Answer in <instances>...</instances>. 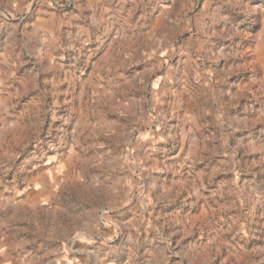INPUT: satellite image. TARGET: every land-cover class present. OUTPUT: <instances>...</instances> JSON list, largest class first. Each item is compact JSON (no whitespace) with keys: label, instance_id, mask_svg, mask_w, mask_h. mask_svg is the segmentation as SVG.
<instances>
[{"label":"rangeland","instance_id":"obj_1","mask_svg":"<svg viewBox=\"0 0 264 264\" xmlns=\"http://www.w3.org/2000/svg\"><path fill=\"white\" fill-rule=\"evenodd\" d=\"M5 241L264 264V0H0Z\"/></svg>","mask_w":264,"mask_h":264},{"label":"crops","instance_id":"obj_2","mask_svg":"<svg viewBox=\"0 0 264 264\" xmlns=\"http://www.w3.org/2000/svg\"><path fill=\"white\" fill-rule=\"evenodd\" d=\"M13 252V246L10 243L6 244V241L0 243V264H16Z\"/></svg>","mask_w":264,"mask_h":264}]
</instances>
